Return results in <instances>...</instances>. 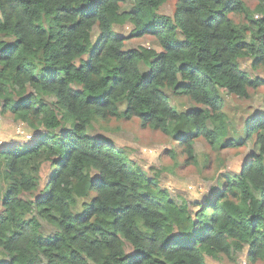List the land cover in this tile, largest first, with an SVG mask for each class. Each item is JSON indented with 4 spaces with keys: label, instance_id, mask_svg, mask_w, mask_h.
Here are the masks:
<instances>
[{
    "label": "trees",
    "instance_id": "1",
    "mask_svg": "<svg viewBox=\"0 0 264 264\" xmlns=\"http://www.w3.org/2000/svg\"><path fill=\"white\" fill-rule=\"evenodd\" d=\"M169 1L0 0L1 114L44 130L0 148V264H206L245 249L249 263L264 260V112L243 127L258 154L194 211L88 134L96 119L137 118L177 139L191 163L197 138L241 145L229 136L222 95L248 99L264 86L238 62L264 66V0H253L257 20L240 0H173L171 18L158 14ZM242 14L249 26L231 18ZM126 23L161 50L125 51L113 29ZM166 89L201 107L175 111ZM42 221L54 233L43 235Z\"/></svg>",
    "mask_w": 264,
    "mask_h": 264
},
{
    "label": "rangeland",
    "instance_id": "2",
    "mask_svg": "<svg viewBox=\"0 0 264 264\" xmlns=\"http://www.w3.org/2000/svg\"><path fill=\"white\" fill-rule=\"evenodd\" d=\"M249 11L253 20L260 19L255 13L256 3L253 0H240ZM130 5L125 3L124 10H129ZM174 2L169 1L163 5L158 14L172 17ZM233 21L240 26H249L244 14L231 15ZM114 33L124 39V50L139 48H151L160 51L161 47L157 40L151 35L135 37L134 29L130 23L115 26ZM97 34V28L93 30V36ZM240 69L253 79L264 80V66L256 69L252 67L250 58L239 59ZM164 93L169 98L172 108L179 112H185L201 106L194 104L186 97H178L172 91L166 89ZM224 105L222 112L225 114L229 124V136L232 139L241 137L244 140L241 145L229 147L220 146L213 148L203 138H197L193 143L195 163H191L183 154L177 139L168 137L159 131L143 128L137 118L125 120L121 117H112L106 120L96 119L92 123L88 134L90 136H101L110 141L116 148L122 149L127 157L138 165L148 176L158 177L159 184L166 189L171 199L178 204H186L190 210H196L199 203H205L206 197L212 195V188L224 178L238 174L243 165L247 164L252 155L258 154L259 147L254 139L248 140L243 136V127L248 117L257 112H264V86L249 91L248 99H239L233 95H222ZM44 102L52 106L54 98L42 95ZM124 111L125 105L119 107ZM64 127H67L64 125ZM211 127V126H210ZM43 129L36 133L31 132L24 124L15 120L10 114H1L0 101V148H19L31 141L35 134L43 133ZM173 154L174 156H172ZM22 199L30 200L32 196L22 194ZM1 211V209H0ZM41 233L51 235L55 229L41 222ZM131 247L125 244L126 252ZM206 264H251L246 258V249L230 259L222 257L220 261H214L204 257ZM254 264H264V260Z\"/></svg>",
    "mask_w": 264,
    "mask_h": 264
}]
</instances>
